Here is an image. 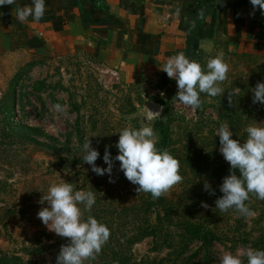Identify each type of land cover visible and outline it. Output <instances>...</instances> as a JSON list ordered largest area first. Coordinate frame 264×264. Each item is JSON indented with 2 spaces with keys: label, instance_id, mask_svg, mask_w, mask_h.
<instances>
[{
  "label": "rangeland",
  "instance_id": "rangeland-1",
  "mask_svg": "<svg viewBox=\"0 0 264 264\" xmlns=\"http://www.w3.org/2000/svg\"><path fill=\"white\" fill-rule=\"evenodd\" d=\"M219 53L230 66L220 85L225 92L222 97L201 93L203 104L196 112L173 100L176 82L155 72L150 67L155 61L121 65L114 55L113 64L106 63L80 47L1 54L0 257H17L19 264H56L61 245L69 241L48 231L37 214L48 206L39 201L49 187L62 182L96 193V204L84 219L93 216L111 233L97 258L85 264H219L224 252L264 250V201L250 195L246 204L256 215L248 218L231 210L221 213L215 205L230 169L219 152V126L227 123L232 138L243 143L246 127L264 123V105L253 104L251 91L264 82V46L252 50L220 44L201 52L205 71L208 60ZM233 88L240 92L230 106ZM148 102L165 107L166 150L180 161L183 177L162 204L153 198L147 202L119 161H114V183L83 162L82 145L91 139L100 153L96 165L107 168L105 147L113 158L119 154L115 145L120 131L143 127L140 110ZM56 104L66 106L65 112L57 111ZM205 183L215 195L204 190ZM202 202L209 207H201ZM182 221L202 226L215 240L184 237L177 227Z\"/></svg>",
  "mask_w": 264,
  "mask_h": 264
},
{
  "label": "clouds",
  "instance_id": "clouds-1",
  "mask_svg": "<svg viewBox=\"0 0 264 264\" xmlns=\"http://www.w3.org/2000/svg\"><path fill=\"white\" fill-rule=\"evenodd\" d=\"M221 3V0H216ZM253 10L257 8L264 15V0H250ZM16 0H0V6L14 5ZM221 6H223L221 4ZM19 22H25L32 17L34 22H40L45 15V0H32V5L14 9ZM203 17V10L200 14ZM254 15V12H253ZM207 71L195 60H190L183 52L169 57L161 70L169 79L175 80L177 94L173 98L179 104L196 112L202 107L201 93L208 97H222L225 89L220 85L228 79L230 66L225 62L223 53L207 62ZM253 92V104L264 105V82H258ZM240 92L239 88L229 91L228 103L232 106L234 96ZM59 112H65L66 106H53ZM153 118L150 111L148 121ZM264 124V123H262ZM262 124L249 125L244 130L247 139L241 143L233 139V132L227 123H222L216 133L219 136V152L230 165L229 175L223 178L219 187L222 197L215 201L216 209L221 213L230 210L248 218L256 215L246 201L250 195L264 201V126ZM119 154L114 158L108 147H105L103 161L107 168L96 165L100 153L91 145V139H85L82 145L83 162L91 166V171L98 176L108 174L110 183L114 161L120 162V170L133 185H138V193H150L151 197L159 199L169 193L176 185L183 182L180 174V161L174 158L168 150L157 148V134L149 124L134 129L125 127L119 133L118 143L115 145ZM237 170L239 175H237ZM204 190L215 195L210 185L205 183ZM47 202L37 216L48 231L57 236L67 238V244L61 245L56 264H85L92 261L101 253L110 238L109 228L89 215L84 219V212H91L96 204V193L92 191L75 190L72 183L62 182L49 187L43 195L40 204ZM83 205V209L80 207ZM201 207L207 209L209 205L202 202ZM264 264V250L252 247L238 249L236 254L224 252L219 256V264Z\"/></svg>",
  "mask_w": 264,
  "mask_h": 264
},
{
  "label": "crops",
  "instance_id": "crops-1",
  "mask_svg": "<svg viewBox=\"0 0 264 264\" xmlns=\"http://www.w3.org/2000/svg\"><path fill=\"white\" fill-rule=\"evenodd\" d=\"M17 4L30 6L32 0L0 6V55L80 47L106 63L113 64L114 55L121 65L155 61L150 67L167 76L161 68L180 52L199 63L201 52L220 44L264 46V15L250 0H45L38 23L32 17L19 22Z\"/></svg>",
  "mask_w": 264,
  "mask_h": 264
},
{
  "label": "trees",
  "instance_id": "trees-1",
  "mask_svg": "<svg viewBox=\"0 0 264 264\" xmlns=\"http://www.w3.org/2000/svg\"><path fill=\"white\" fill-rule=\"evenodd\" d=\"M155 130L159 131L160 134V142L157 144V148L160 150H165L167 149V134L166 131L163 130V122H157L155 125ZM146 201L149 202L151 201L152 197L150 193H146ZM161 204L164 201L163 196L159 198ZM165 213L164 217H167V211H164L165 209H161ZM177 227L181 230L180 232L184 235V237H190L191 239H197L201 241H206V236H209L210 238H215L213 235H211L208 231H206L202 226L199 225H192L187 222H180ZM141 239V237L138 238V240ZM135 241V240H134ZM0 264H19L18 263V258L17 257H12V258H2L0 257Z\"/></svg>",
  "mask_w": 264,
  "mask_h": 264
},
{
  "label": "water",
  "instance_id": "water-1",
  "mask_svg": "<svg viewBox=\"0 0 264 264\" xmlns=\"http://www.w3.org/2000/svg\"><path fill=\"white\" fill-rule=\"evenodd\" d=\"M152 112L153 118L151 121L147 120L149 112ZM165 115V107L160 103L148 102L140 110V124L145 126L149 124L153 127L155 123L160 122Z\"/></svg>",
  "mask_w": 264,
  "mask_h": 264
},
{
  "label": "flooded vegetation",
  "instance_id": "flooded-vegetation-1",
  "mask_svg": "<svg viewBox=\"0 0 264 264\" xmlns=\"http://www.w3.org/2000/svg\"><path fill=\"white\" fill-rule=\"evenodd\" d=\"M156 124H157V123L154 124V127H155Z\"/></svg>",
  "mask_w": 264,
  "mask_h": 264
}]
</instances>
